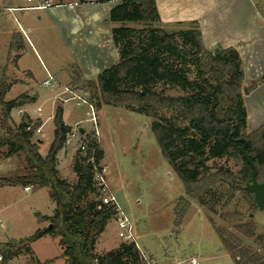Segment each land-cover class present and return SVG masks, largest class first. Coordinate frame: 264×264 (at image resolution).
Instances as JSON below:
<instances>
[{
    "label": "trees",
    "instance_id": "16d2710c",
    "mask_svg": "<svg viewBox=\"0 0 264 264\" xmlns=\"http://www.w3.org/2000/svg\"><path fill=\"white\" fill-rule=\"evenodd\" d=\"M90 2H118L110 11V20L119 25L112 30L119 62L103 71L97 81L77 83L89 94L93 107L113 106L155 119L151 127L156 141L186 193L175 209V227L182 226L192 201L198 202L205 212L213 213L217 204L214 191L220 185L229 187L228 202L236 191H243L255 203L246 189L253 170L244 160L242 148L246 142V153L258 170L257 180L263 183L264 126L248 132L244 69L239 52L233 48L210 52L197 23L181 24L188 28L168 32L162 27L156 0ZM136 25L146 28L138 29ZM2 85L1 127L5 134L0 136V147H9V156L24 155L28 168L25 177L3 179V186L48 188L55 204L53 216L38 218L40 223L52 225V229L39 231L32 240L48 234L59 238L62 256L68 264H151L135 243H122L106 254L96 253L95 245L108 223L116 218V212L102 204L95 180L96 172H103L104 159L95 134L85 133L81 137V144H86L88 151L77 150L73 161L76 183L62 179L58 154L73 132L64 122L63 106L55 108L54 141L47 156H42L38 142L32 141L42 123L31 122L28 115L30 121L16 130L11 125V111L31 103L33 98L21 95L6 102L9 88L5 81ZM158 86L176 90L179 95H166L164 90H156ZM91 158L94 162L89 161ZM218 160H233L241 168L237 174L227 166L212 169L210 163ZM83 203L86 209H81ZM255 207L258 209L256 204ZM214 229L234 264H264L260 253L264 252V237L256 234L253 220L235 224L233 230ZM11 255L12 252L6 256Z\"/></svg>",
    "mask_w": 264,
    "mask_h": 264
},
{
    "label": "rangeland",
    "instance_id": "374dc122",
    "mask_svg": "<svg viewBox=\"0 0 264 264\" xmlns=\"http://www.w3.org/2000/svg\"><path fill=\"white\" fill-rule=\"evenodd\" d=\"M48 1L61 5L73 2L83 3V1L92 3L90 0ZM25 2L27 1L0 0V90L3 81L9 88L4 100L10 102L21 95L38 94L36 100H32L21 109L11 111V125L15 130L30 119L33 123L38 121V117L47 119L55 114L54 109L57 105H62L65 113L64 119L72 129H75L74 125L78 123L79 128L87 133L95 134L98 142L100 138L99 148L104 153L101 167H106L108 185L117 195L118 203L124 213L134 223L136 244L146 255L152 257L156 264H165L169 261L168 258L178 257V254L184 259L194 257L199 260V264H234L226 255L222 241L214 228L233 230L235 224L253 220L256 225V234L264 237V211L256 209L251 196L243 191H236L234 198L228 202L230 193L226 185H220L214 191L217 204L214 206L213 213L205 212L198 202L192 201L184 218L182 229H176L175 209L179 200L186 198V193L182 181L163 157L156 141L151 127L155 119L123 108L103 106L98 109L95 106V112L100 111L97 113L99 114V125L97 126L99 136H97L95 126L88 121L91 117L90 107L84 104L82 99L64 101L73 96L72 92H68L62 96V100L55 101V96L63 92L64 88L58 87L53 82H51L53 87L45 86L43 84L47 78L45 69L62 66L66 67V71H70L72 60L65 52L66 49L62 48L58 42L60 40L52 32L46 19L43 21L46 25V29L44 28L45 43L49 44L48 52L57 57L55 62L48 59L49 55L45 53L43 47L39 46V41L34 40L38 48L37 52H39L38 57L24 37L23 39L20 37L22 33L19 31V21L15 20L19 13L16 11L12 16L7 9L9 6L25 4ZM39 2L47 3V0L27 2V5L35 6ZM255 2L260 9H264V0H255ZM15 28L17 39L12 45L14 47L16 45L17 54L20 56L13 57L12 59L16 60H11L6 64L9 49L7 37ZM136 28L144 29L146 26L136 25ZM163 28L168 32H174L187 29L188 26L175 25ZM69 89L76 91L75 94L90 105L89 94L81 89L77 78L74 79ZM246 89L248 91V88ZM156 90H164L169 96L179 95L178 91L164 86H158ZM38 109H41V112H38ZM1 118L0 105V136H3L5 132L1 127ZM182 126H188V124L182 123ZM192 132L190 130V133ZM52 139H54L53 126L47 123L43 134H41V129L37 130L32 141H42V144H38L40 153L42 156H47L53 143ZM79 139L69 138L67 148L69 153L76 149L75 156L81 144ZM9 151V147H0V218L2 220L0 254L4 257L3 263L0 264H68L67 259L62 256L63 251L59 238L48 234L40 239L32 240L39 231L47 230L50 226L49 223L40 224L39 216L54 215L55 204L50 199L49 189L31 185L30 191L26 192L23 184L13 187L3 186V179L25 177L28 173L24 155L9 156ZM60 156L62 158L63 154L61 153ZM62 161L60 177L72 184L76 183L77 176L73 171V165L69 160L64 162L62 159ZM210 166L212 169L227 166L235 174L241 168L233 160L213 161ZM86 207V203L81 205V209H86ZM115 221L116 218L108 223L109 228L114 226ZM112 229L111 239H109L111 246L109 247L120 246L124 242L119 238V229L118 227ZM248 244L252 245L253 242L249 241ZM10 252L12 255L6 256ZM260 253L264 257V252ZM97 254H103L102 250H98ZM5 256L7 261H5Z\"/></svg>",
    "mask_w": 264,
    "mask_h": 264
},
{
    "label": "crops",
    "instance_id": "0c3cea01",
    "mask_svg": "<svg viewBox=\"0 0 264 264\" xmlns=\"http://www.w3.org/2000/svg\"><path fill=\"white\" fill-rule=\"evenodd\" d=\"M47 2L53 3L48 0ZM117 3L73 2L61 6H52L45 10L17 11L19 15L15 17V20L19 21V31L22 33L20 37L22 39L24 37L34 54L39 57L38 48L34 43L36 40L39 41V46L43 47L45 53L49 55L48 59L51 62H55L57 59L55 54L48 52L49 44L48 42L45 43L44 28L46 29V25L43 21L46 19L52 32L60 40L58 42L62 48L66 49L65 52L72 60L70 71H66V67L62 66L45 69L47 78L44 82L50 79L53 84L64 88L63 92L55 96V101L57 99L62 100V96L68 92L77 93L69 89L75 78L78 81L95 82L103 71L118 64L119 51L113 43L112 30L119 25L113 24L110 20V11ZM156 4L163 27L169 28L175 25L197 23L202 33L204 45L210 52L229 48L239 52L244 69V88H248V95L244 94L248 115V132H253L264 126V9H260L255 0H156ZM26 6H28L27 2L8 8L21 9ZM14 13L11 15L14 16ZM16 34L15 28L7 37L9 49L6 64L11 60L15 61V58L20 56L17 54L16 45L15 47L12 45L17 39ZM13 57L15 58L12 59ZM17 79L18 77L16 81ZM29 97L36 100L38 94L29 95ZM99 112H96L98 125L99 114L97 113ZM53 118L54 114L45 120L41 117L37 118L42 123L41 134H43L47 123H51L53 134L55 133ZM64 122L69 126L65 119ZM76 124L74 125L75 129L80 125ZM85 133L91 134L87 131ZM81 137H79V141H81ZM53 141L54 139H52ZM43 142L45 141L43 140ZM68 143L58 154L59 174L63 165L62 159L64 162L69 160L73 165L76 149L69 153ZM99 145H101L100 138ZM61 153L63 154L62 158ZM103 173L107 184H109L105 166ZM108 186L110 188V185ZM111 193L118 201L113 190ZM40 224L43 225V223ZM182 227L183 224L176 229L180 230ZM112 228H117L116 221ZM112 228L108 226L97 241L96 253L98 250H102L103 254H106L118 249V245L109 247L111 246L109 239H111ZM107 233H109L108 236ZM137 246L146 260L151 264H156L152 257L146 255L138 244ZM226 255L231 259L227 253ZM181 257L179 254L178 257H170L165 264H193L192 260H195L194 264H199V260L194 257H186L185 259Z\"/></svg>",
    "mask_w": 264,
    "mask_h": 264
},
{
    "label": "built area",
    "instance_id": "2783aa9c",
    "mask_svg": "<svg viewBox=\"0 0 264 264\" xmlns=\"http://www.w3.org/2000/svg\"><path fill=\"white\" fill-rule=\"evenodd\" d=\"M28 3H33L37 0H26ZM52 6H61V4H52L50 2L47 3H38L35 6H26L24 8L21 9H13V8H8V12H10L11 14H13L15 11L18 10H22V11H27V10H45L47 8H50ZM51 80H47L46 82H44L45 86H51L53 87V85H51ZM73 96L67 100L70 99H76V100H81L84 104H87L90 107V113H91V117L88 120L90 123H92L95 126V133L97 136H99L98 134V130H97V126H98V120H97V116H96V112H95V108L91 105L88 104V102L86 100H84L82 97H80L79 95H76L74 93H72ZM41 109H39L38 111H40ZM22 113V112H21ZM80 136H82L80 134V129L77 127L76 130L72 133V135L70 137L73 138H79ZM80 149L83 152H87L88 151V147L86 144H81L80 145ZM95 152V150H93V153ZM90 162H94V159H90ZM98 187L100 188V193H101V200H102V204L105 206H110L113 207L115 209L116 212V222H117V227L119 229V238L124 242V243H135L136 244V236L134 233V224L132 223V221L130 220V218L124 213V211L122 210V208L120 207L117 199L115 198V196L111 193V190L105 180V177L103 175V172H96V178H95ZM26 191H30V188L27 187L25 189ZM2 226V220L0 218V228ZM137 245V244H136ZM4 261V257L3 255L0 254V263H3ZM192 263H195V260H192Z\"/></svg>",
    "mask_w": 264,
    "mask_h": 264
},
{
    "label": "water",
    "instance_id": "95a60500",
    "mask_svg": "<svg viewBox=\"0 0 264 264\" xmlns=\"http://www.w3.org/2000/svg\"><path fill=\"white\" fill-rule=\"evenodd\" d=\"M216 53L218 52V50L215 51ZM244 94L248 95V91L245 88L244 89ZM80 134L83 136L85 135V130L84 129H80ZM38 144H42V141H38ZM246 147H247V143H244V146L242 148V154H243V158L244 160L251 166L253 172H252V177L250 182L246 185V189L247 191L252 194L254 196V200H255V204L257 206L258 209L264 211V182L260 183L257 180V176H258V170L257 167L255 166L254 162L252 159H250L246 153ZM52 225L49 226V230L52 229ZM91 247L94 248V239L92 240V244Z\"/></svg>",
    "mask_w": 264,
    "mask_h": 264
}]
</instances>
